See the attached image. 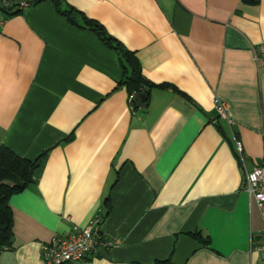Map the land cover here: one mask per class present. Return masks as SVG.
<instances>
[{
    "label": "crops",
    "instance_id": "crops-1",
    "mask_svg": "<svg viewBox=\"0 0 264 264\" xmlns=\"http://www.w3.org/2000/svg\"><path fill=\"white\" fill-rule=\"evenodd\" d=\"M60 4L99 23L166 88L131 109L117 53L52 1L0 13V145L29 161L44 154L33 184L9 199L13 239L0 264H42L54 240L93 220L108 246L91 264H154L195 233L209 246L186 264H260L251 246L262 220L243 182L264 163V64L254 58L264 0Z\"/></svg>",
    "mask_w": 264,
    "mask_h": 264
},
{
    "label": "trees",
    "instance_id": "trees-1",
    "mask_svg": "<svg viewBox=\"0 0 264 264\" xmlns=\"http://www.w3.org/2000/svg\"><path fill=\"white\" fill-rule=\"evenodd\" d=\"M50 1L55 4L57 12L65 17L71 25L91 31L105 46L113 49L117 53L123 71V77L119 82V87H123L127 91L130 97L131 109H134L132 98L135 94L144 93L148 96L153 88H166L165 85H154L147 81L142 75L141 66L136 55L109 36L99 23L88 19L72 8L62 9L60 0ZM259 1L260 0H242L244 4L251 6L259 4ZM3 13L7 17H11L19 14L20 11L8 9L3 11ZM234 138L236 139V135ZM71 140L72 137L69 136L66 142ZM43 157L44 154L34 161H29L15 155L7 147L0 145V254L4 249L11 247L13 239V218L11 209L8 205L9 199L13 195L23 192L27 187L33 184V173L41 166ZM108 202L109 200H106L107 206H109ZM187 236L199 243L202 248H207L209 246L208 238L202 237L199 233L187 234ZM173 255L174 249L166 260L155 261L154 264H171Z\"/></svg>",
    "mask_w": 264,
    "mask_h": 264
},
{
    "label": "built area",
    "instance_id": "built-area-1",
    "mask_svg": "<svg viewBox=\"0 0 264 264\" xmlns=\"http://www.w3.org/2000/svg\"><path fill=\"white\" fill-rule=\"evenodd\" d=\"M8 9L23 6L12 0H0ZM2 11H0L1 13ZM257 62L264 64V43L260 44L254 52ZM214 110L218 119L223 120L231 128L229 106L218 98H214ZM234 153L237 163L244 168L245 159L243 149L239 141L234 139ZM244 191L250 201L256 205L263 225L261 240L258 244L251 246V251L257 254L260 264H264V163L262 166L254 167L251 171H245ZM102 232L98 227V221L93 220L87 227L79 229L74 227L70 234L63 239L54 240L41 253L42 264H91L88 256L98 251L101 246H108L102 242Z\"/></svg>",
    "mask_w": 264,
    "mask_h": 264
},
{
    "label": "water",
    "instance_id": "water-1",
    "mask_svg": "<svg viewBox=\"0 0 264 264\" xmlns=\"http://www.w3.org/2000/svg\"><path fill=\"white\" fill-rule=\"evenodd\" d=\"M17 4L31 5L43 0H12ZM7 8L0 1V11H6ZM132 105L134 109L143 108L147 106V95L144 93L135 94L132 98ZM201 248V245L188 237L181 235L177 239L174 247V255L171 264H186L193 253Z\"/></svg>",
    "mask_w": 264,
    "mask_h": 264
}]
</instances>
